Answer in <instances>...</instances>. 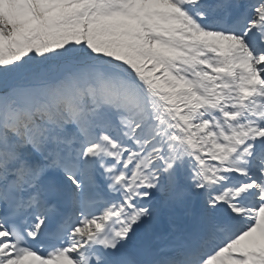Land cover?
Masks as SVG:
<instances>
[{
    "label": "snow or ice",
    "instance_id": "1",
    "mask_svg": "<svg viewBox=\"0 0 264 264\" xmlns=\"http://www.w3.org/2000/svg\"><path fill=\"white\" fill-rule=\"evenodd\" d=\"M0 264H264V0H0Z\"/></svg>",
    "mask_w": 264,
    "mask_h": 264
}]
</instances>
